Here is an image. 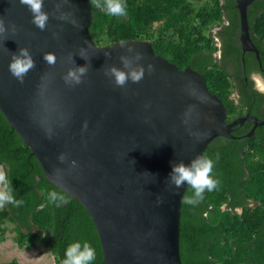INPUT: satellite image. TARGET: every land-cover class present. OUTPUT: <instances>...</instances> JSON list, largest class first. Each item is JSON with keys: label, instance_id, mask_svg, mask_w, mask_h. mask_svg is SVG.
<instances>
[{"label": "water", "instance_id": "water-1", "mask_svg": "<svg viewBox=\"0 0 264 264\" xmlns=\"http://www.w3.org/2000/svg\"><path fill=\"white\" fill-rule=\"evenodd\" d=\"M253 1L235 0V7L241 48L259 57L247 19ZM57 3L60 0H44L50 17L41 31L19 0H0V17L18 28L0 41V111L36 157L47 181L53 183L54 168L67 169V163L58 160L61 153L77 161L79 167L65 173L62 184H53L88 212L103 264H183L179 220L188 185L172 190V165L190 164L215 137H233L232 128L244 120L255 127L264 125V119L247 115L226 122L225 107L207 89L203 74L188 66L179 69L155 54L148 40L98 45L89 32L90 0H66L62 6L79 28L51 15ZM122 42L144 53L140 63H150L155 70L146 71L139 83L129 81L118 88L103 67H121L119 56L126 54ZM20 47L29 48L36 64L23 83L9 71L11 53ZM81 47L88 48L91 67L83 83L69 86L62 78L73 66L68 54ZM105 51L111 52L110 59ZM45 53L54 54L55 66L43 59ZM73 59L76 66L87 63L79 54ZM46 130H51L50 139Z\"/></svg>", "mask_w": 264, "mask_h": 264}, {"label": "trees", "instance_id": "trees-1", "mask_svg": "<svg viewBox=\"0 0 264 264\" xmlns=\"http://www.w3.org/2000/svg\"><path fill=\"white\" fill-rule=\"evenodd\" d=\"M196 1V3H195ZM125 17L108 15L94 7L89 32L98 45L118 41L148 40L155 54L179 69L190 67L204 75L207 89L217 95L226 108L227 120L238 115L248 102L240 91V102L231 98L232 75L225 66L213 63L217 50L211 30L226 17L233 33L231 49L240 68L241 51L237 46L238 13L235 0H126ZM249 35L257 50L264 47V0L248 7ZM236 34V35H235ZM258 70L254 53H246ZM264 102V94L248 92ZM260 97L262 99L260 100ZM240 111V112H239ZM258 137L217 136L203 154L215 161L213 191H205L198 205L183 202L179 220V255L183 264H264V125ZM0 165L11 179L20 207L11 204L0 209V242L6 232L19 248L41 245L54 264H61L70 242L88 241L96 250L92 264H103L102 247L92 219L80 202L47 181L36 157L13 130L0 111ZM63 192L66 202L60 207L49 200L50 191ZM186 188L184 195L191 196ZM252 201L254 204L249 205ZM241 208L237 212V208ZM0 264H18L16 260Z\"/></svg>", "mask_w": 264, "mask_h": 264}, {"label": "clouds", "instance_id": "clouds-1", "mask_svg": "<svg viewBox=\"0 0 264 264\" xmlns=\"http://www.w3.org/2000/svg\"><path fill=\"white\" fill-rule=\"evenodd\" d=\"M21 5L28 8L32 20L38 29L44 31L48 26L50 14L45 10L44 0H19ZM66 0H60V3L55 5L54 11L51 13L56 19L61 21H67L73 26L79 28L81 25L78 21L72 17V13H66L61 11L63 4ZM92 7L96 9L104 10L108 15L114 17H122L127 13L126 0H90ZM59 13V15H57ZM18 31L16 24L8 22L6 24L5 19L0 17V41L8 39V34L15 35ZM56 33H53V37H56ZM85 45H88V41H84ZM120 47L125 50L126 54L119 56L121 67L116 65H107L103 67V72L108 77L113 85L118 88H124L129 81L132 83H139L147 71L151 74L155 69L150 63L145 67L140 63L145 59L144 53L138 51L128 43H121ZM8 51L7 48L4 49ZM79 54L87 63L83 66H76L73 56ZM104 56L111 58V52L105 51ZM43 59L50 66H55L56 57L52 53H45ZM67 62L73 64L69 67L66 73L63 74V80L65 84L69 86H75L83 83V78L87 75L91 67V58L88 55V48L81 47L77 53H69ZM36 64L32 57V54L28 47H20L17 52L11 53V59L9 63L10 73L20 82H24V78L27 73L35 68ZM47 75V74H46ZM187 123V121H184ZM84 128H87V122L84 124ZM48 138H51V130H46ZM189 135H197L189 132ZM60 163H67V169L56 167L53 169L52 177L53 183L62 184L65 173L71 174L75 169L79 167L77 161L68 160L66 154L61 153L58 156ZM215 167V161L207 154H199L195 156L190 164H185L183 161L176 162L172 165V171L169 174L168 184L174 186L173 191L180 189L187 183L188 188L192 190V195H184L182 197L183 202L189 205H198L204 197L205 191H213L218 187L219 181L214 178L213 169ZM50 201L55 203L57 207H60L66 202L63 192L50 191L48 193ZM162 202V201H158ZM24 203L23 199H17L12 188L11 179L8 176V172L3 165H0V209L5 208L6 205L11 204L13 207H20ZM96 259V250L88 241L70 242L64 252V258L61 264H92Z\"/></svg>", "mask_w": 264, "mask_h": 264}, {"label": "flooded vegetation", "instance_id": "flooded-vegetation-1", "mask_svg": "<svg viewBox=\"0 0 264 264\" xmlns=\"http://www.w3.org/2000/svg\"><path fill=\"white\" fill-rule=\"evenodd\" d=\"M230 25L229 20L224 17L220 24L211 30V37L213 39L214 45L217 47V50L212 53L213 63L217 66H225L227 70L232 75V84L233 90L231 93V98L235 100V103H239L240 101V91L244 93V98L248 102V104H244L243 110L233 117L230 120H227V113H226V122H231L235 118H239L241 116H254L258 119H264V102L260 103L258 100L256 101L255 96L251 99H247V93L256 91L257 93L264 94V47L260 51H258L259 57H257L256 53L253 51H243L241 48V44L239 41V24L237 30V46L241 51L240 56V68L235 64L236 58L233 55L231 49V41H233L230 36L234 34L229 33L226 29ZM251 39V38H250ZM252 41V40H251ZM253 43V41H252ZM254 44V43H253ZM255 46V45H254ZM246 53H254V58L258 61V70H247L246 64L249 67L254 66V62L251 58H248L247 62L244 59ZM254 68V67H253ZM254 76H257L258 84H256ZM262 97H260V100ZM225 107V106H224ZM226 111V108H225ZM260 126H253V124L247 120H244L242 123L236 124L232 131L239 132L241 131L242 134L238 135V138L244 137H258L256 133V129ZM231 131V132H232ZM249 134V136H247ZM252 201L249 202V205H253ZM237 212L241 211V208L236 209Z\"/></svg>", "mask_w": 264, "mask_h": 264}, {"label": "rangeland", "instance_id": "rangeland-1", "mask_svg": "<svg viewBox=\"0 0 264 264\" xmlns=\"http://www.w3.org/2000/svg\"><path fill=\"white\" fill-rule=\"evenodd\" d=\"M254 78L256 84H258L257 76H254ZM13 259L18 264H54L53 256L44 251L41 245L37 244L30 249L19 248L12 240V232L8 231L5 240L0 242V263Z\"/></svg>", "mask_w": 264, "mask_h": 264}]
</instances>
